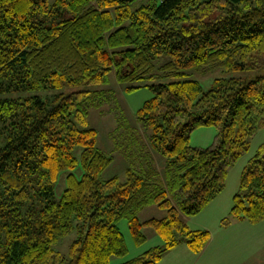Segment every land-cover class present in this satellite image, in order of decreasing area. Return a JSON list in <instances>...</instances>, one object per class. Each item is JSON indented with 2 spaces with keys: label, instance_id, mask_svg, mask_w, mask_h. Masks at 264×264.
I'll return each instance as SVG.
<instances>
[{
  "label": "trees",
  "instance_id": "obj_1",
  "mask_svg": "<svg viewBox=\"0 0 264 264\" xmlns=\"http://www.w3.org/2000/svg\"><path fill=\"white\" fill-rule=\"evenodd\" d=\"M136 1L0 0V92L103 85L113 71L121 84L134 83L155 78L162 55L170 78L245 71L264 55V0H147L133 11ZM152 90L137 116L168 161V186L181 181L179 209L151 161L140 173L129 169L124 183L100 180L112 158L97 147L88 114L106 92L0 99V264H111L128 254L123 219L137 245L146 241L143 226L164 242L126 264H160L184 243L203 252L211 233L192 230L180 214L195 216L223 193L248 139L264 129V76L218 79L207 92L192 80ZM202 126L217 128L216 141L192 147L190 136ZM77 147L84 175H69L57 201L55 184L62 171L76 169ZM151 204L168 217L141 224L138 213ZM231 218L264 220V143L243 172ZM75 233L67 256L55 249Z\"/></svg>",
  "mask_w": 264,
  "mask_h": 264
},
{
  "label": "rangeland",
  "instance_id": "obj_2",
  "mask_svg": "<svg viewBox=\"0 0 264 264\" xmlns=\"http://www.w3.org/2000/svg\"><path fill=\"white\" fill-rule=\"evenodd\" d=\"M53 2L54 0H50ZM147 0H138L131 4L134 11L145 4ZM168 61L167 56L162 55L154 60L155 78L147 77L140 81L121 84L113 71L107 76V82L103 85L82 86L75 89H45V90H22L0 92V99L26 100L28 98L38 97L43 101H49L56 96L69 94L77 91H102L106 92L105 102L97 107H91L88 114V125L97 131V147L107 156L112 158L109 167L101 174L102 182L118 178L124 183L127 180V171L133 170L140 173L147 170L151 165L159 174V182L166 188L168 199L175 208L179 209L178 193L181 187V181L178 179L172 189L168 186V161L165 156L155 152L150 143L152 130L143 126L138 120V110L155 96L152 86L158 84H168L171 82H182L192 80L199 82L204 91H209L218 79H242L251 80L264 76V55L258 54L255 59V67L245 71L228 72L223 68L214 69L208 73L198 71H189L185 76L170 78L162 74L161 68ZM130 88H135L131 89ZM217 128L215 126H202L197 128L190 136V145L196 148H208L216 141ZM249 149L231 167L227 179L226 188L219 195L210 208L204 209L195 216H185L180 214L181 218L188 224L192 230H205L211 233L220 231L224 227H230L234 223L231 218V210L234 204V198L240 190L241 178L244 170L249 166L250 161L257 153L259 147L264 143V129L259 130L255 136L248 139ZM79 163L74 170L62 171L55 184V198L57 201L62 199L64 191L67 188V178L74 174L79 180L84 175V169L81 162L82 148L77 147L74 151ZM168 217V211L157 204H151L138 213L141 224L149 220H163ZM233 221V222H232ZM250 223V222H249ZM251 225V224H250ZM118 227L123 234L128 254L124 257L114 256L111 264H126L140 256L150 249L163 246L164 242L158 236L156 231L150 226L141 228L146 241L137 245L129 228L127 219L119 221ZM201 228V229H199ZM204 228V229H202ZM258 232V246H264V222L255 227ZM77 239V234H72L63 238L55 249L62 255L67 256L70 245ZM252 240L242 237L241 242L233 243L237 249V256L244 253L247 245ZM253 243V242H252ZM182 245H186L185 243ZM177 248L165 253L160 264H189V255H185L181 248ZM196 254V253H195ZM200 254V253H199ZM251 255V254H250ZM264 256V247L253 257V261L262 260Z\"/></svg>",
  "mask_w": 264,
  "mask_h": 264
},
{
  "label": "crops",
  "instance_id": "obj_3",
  "mask_svg": "<svg viewBox=\"0 0 264 264\" xmlns=\"http://www.w3.org/2000/svg\"><path fill=\"white\" fill-rule=\"evenodd\" d=\"M262 222L264 220L258 223L234 220L230 227L226 226L220 231L213 232L210 242L200 254L193 253L187 245L181 244V248H184L182 250L185 255H189V264H264V256L262 260L253 261V256L264 247L259 248L257 245L258 232L255 231V227ZM243 236L252 241L247 245V249L243 251L244 253L237 256L236 248L240 249V247L235 248L233 243L241 242Z\"/></svg>",
  "mask_w": 264,
  "mask_h": 264
}]
</instances>
